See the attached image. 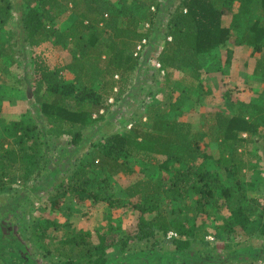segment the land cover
I'll list each match as a JSON object with an SVG mask.
<instances>
[{
	"label": "trees",
	"instance_id": "obj_1",
	"mask_svg": "<svg viewBox=\"0 0 264 264\" xmlns=\"http://www.w3.org/2000/svg\"><path fill=\"white\" fill-rule=\"evenodd\" d=\"M125 1L0 0V27L14 15L17 23L7 45L0 39V58L11 57L14 46L27 49L46 41L70 45L67 49L70 60L63 65L50 67L40 55L31 57L26 81L32 89L33 105L27 119L20 117L5 123L0 107V124H4L7 136L13 139L6 144L0 142V189L14 180L23 187L36 182L47 169L48 139L68 135L70 143L78 145L85 130L104 119L101 114H93L103 113L114 100L121 104L128 96L136 95L141 105L136 109L138 113H132L123 128L100 141L97 156L73 163L59 183L63 191L77 204L91 200L111 207L129 205L136 212L133 233L120 241L122 252L129 240L149 242L151 247L167 244L176 254H182L197 242L203 243V247L212 246L206 241L208 229L204 222L213 215L216 216L213 233L224 242L212 247L229 248L230 242L226 241L241 233L264 238V202L250 194L256 182L245 180L241 157L245 145L256 142L257 116L264 108L240 104L231 116L214 111L210 121L218 133L215 140L220 151L215 157L200 131L194 130L188 121L167 119L154 97L167 83L170 70L188 71L193 78L200 79L208 56L233 37L240 18L251 12L253 1L259 2L260 15L246 23V43L252 46V53L264 52V0H173L165 29L156 25L157 13L163 8L159 0H133L136 4L133 9L147 7L142 24L148 25L143 32L139 28L143 20L124 6ZM234 5L237 11H232ZM65 9L72 12L73 19L59 31L54 22ZM228 15L231 23L226 26L222 20ZM141 38H146L147 47L134 56ZM159 41V51L148 55L151 45ZM17 58L20 56L13 57ZM149 59L157 61L160 67L150 66ZM142 68H151L152 82L146 84L148 90L140 86L137 92L132 83L139 80H133V73ZM69 70L72 76L66 79ZM3 71H7L6 67ZM253 73L264 77L263 58L255 63ZM97 80L100 86L96 89ZM175 86L179 93L172 108L178 109L190 90L181 87L180 82ZM2 92L0 88V104ZM141 93L143 98L139 97ZM137 118L149 122L142 133L135 129ZM127 122L130 127L125 125ZM261 148L264 151V136ZM129 157L155 165L160 175L156 179L129 182L123 189L125 196L116 197L110 179L118 171L125 174L133 171ZM182 201L185 203L178 212L191 213L180 216L176 205ZM163 204H171V211L176 214H166ZM38 225L31 227L35 231ZM43 225L37 227L41 236L51 225L55 228L58 224L45 221ZM97 236L94 243L89 230L71 229L52 248L40 240L35 242L44 255L51 257V264H106L109 242L105 234Z\"/></svg>",
	"mask_w": 264,
	"mask_h": 264
},
{
	"label": "rangeland",
	"instance_id": "obj_2",
	"mask_svg": "<svg viewBox=\"0 0 264 264\" xmlns=\"http://www.w3.org/2000/svg\"><path fill=\"white\" fill-rule=\"evenodd\" d=\"M172 2L173 0H159L163 8L161 7L162 9L157 13L156 25L162 28L166 26L167 11ZM124 6L134 10L143 20L139 27L143 32L145 26L142 23L147 7L133 9L136 6L133 0H126ZM236 6H233L232 11H237ZM258 8L259 2L253 1L251 12L240 18L237 29L233 30V37L208 56L206 65H203L204 74L200 75V79L193 78L188 71L170 70L167 83L161 92L159 91L154 96L155 102L160 103L158 105L160 109L165 110L167 119L188 121L194 130L200 131L215 157L220 151L217 140H215L218 133L213 122L210 121L211 114L214 111H220L231 116L237 112L240 104H252L264 108V77L253 73L257 60L264 59V52L252 53V46L246 43L245 37L246 23H250L260 15ZM150 9L155 10V7ZM72 19V12L65 9L59 12L54 24L61 31L71 23ZM222 21L224 25H230L231 17L224 16ZM16 24L14 15L5 26L0 27V39L5 45L9 43V36ZM63 42L56 44L53 41H46L39 46L27 47V49L14 46L11 47V57L0 58V88L3 90L0 107L5 123L20 117L27 119L28 112L32 111L33 94L26 81L27 75L30 74L31 57L40 55L50 67L68 63L70 54L67 49L70 45ZM160 47V41L157 44L153 43L148 55L153 51H159ZM24 50H26L25 55L22 54ZM17 55L20 58L13 59ZM150 66L153 65L150 64ZM5 67L6 72L3 71ZM71 76L72 72L66 71V79H71ZM133 76V80L136 78L139 80L132 83L135 91L137 87V92L140 86L146 88V84L152 82L151 68L136 69ZM176 82H180L181 87L188 88L190 93L178 109H173L172 104L179 93V89L176 86L173 87ZM99 86L100 81L94 82V88L97 89ZM152 86V89H155L153 84ZM140 95L138 96L143 98L144 94ZM135 97L136 95L128 96L127 100L121 104L114 100L113 103H109L110 106L103 113L99 111L93 114V116L101 114L104 119L88 127L78 145L71 144L68 135L52 141L48 139L47 169L36 182L23 187L14 180L0 189V264H51V257L44 255V251L36 247L35 241L40 240L48 248H52L59 239L64 237L65 232L71 229L89 230L94 243L98 240L97 235L105 234L109 242L106 264H264V238L259 237L258 234L241 233L233 240L226 241L231 245L226 249L212 247L224 242L213 233L216 222L214 215L204 222L208 229L206 241L212 246L203 247V243L197 242L189 250L176 254L173 253L174 248L167 244L151 247L149 242L129 240L126 251L122 252L120 241L133 233L137 222L136 212L129 205L111 207L105 202L91 200L84 204H77L59 186L67 175L66 171L72 167L74 162L97 156L100 141L108 134L123 128L125 120L132 113H138L137 107L141 105H138ZM262 117H264V112H259L256 142H248L241 152L245 163V180L256 182L250 194H253L254 198L260 202H264V151L261 148L264 123H261ZM138 120L139 118L134 123L135 129L142 133L143 127L148 128L149 122H144L143 119ZM127 124L128 122L125 123ZM12 140L10 136H7L4 124H0V142L6 144ZM128 164L133 169L131 173L125 174L118 171L110 179L116 197L125 196L123 189L129 182L141 178L156 179L160 175L155 165L142 158L129 157ZM188 202L192 204L193 199L189 197ZM184 203L185 201H182L176 205L177 214L180 216L185 212H190L184 210L178 212V208L181 209ZM171 206V204L162 205L166 214H176V211H171ZM223 213L226 214V211ZM45 221L57 223L59 226L53 228L51 225L45 232V236H41L39 228L44 226ZM33 224H39L40 227L37 228L38 225L34 231L31 227ZM237 242L240 243L235 244Z\"/></svg>",
	"mask_w": 264,
	"mask_h": 264
},
{
	"label": "built area",
	"instance_id": "obj_3",
	"mask_svg": "<svg viewBox=\"0 0 264 264\" xmlns=\"http://www.w3.org/2000/svg\"><path fill=\"white\" fill-rule=\"evenodd\" d=\"M147 25H148V23L145 24V26H147ZM146 42H147L146 38H141L140 41H138L136 48L134 50V54H133L134 56H138V54H142V52L145 51V49L147 47ZM144 45H146V46L143 47ZM149 62L156 69L160 67L159 63L153 59H149ZM160 73L162 74L163 70H160ZM112 101H113V98H109V102H112ZM130 126H131V123L128 122L127 127H130ZM171 234L172 233H170L169 235H171Z\"/></svg>",
	"mask_w": 264,
	"mask_h": 264
},
{
	"label": "crops",
	"instance_id": "obj_4",
	"mask_svg": "<svg viewBox=\"0 0 264 264\" xmlns=\"http://www.w3.org/2000/svg\"><path fill=\"white\" fill-rule=\"evenodd\" d=\"M60 138V137H59ZM59 138H56V139H59Z\"/></svg>",
	"mask_w": 264,
	"mask_h": 264
}]
</instances>
